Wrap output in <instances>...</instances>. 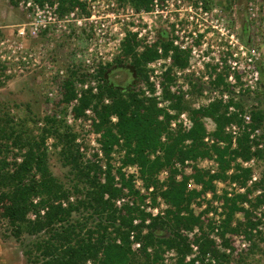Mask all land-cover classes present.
<instances>
[{"label":"trees","instance_id":"1","mask_svg":"<svg viewBox=\"0 0 264 264\" xmlns=\"http://www.w3.org/2000/svg\"><path fill=\"white\" fill-rule=\"evenodd\" d=\"M10 1L18 6L19 0ZM120 1L131 4L137 10L147 11L152 3V0ZM77 3L78 0H61V10L66 11ZM159 44L163 48V55L158 53ZM138 45L136 37L129 36L124 42L121 56L114 64H129L132 67L135 76L133 84L123 88L112 83L108 73L112 67L110 65L100 73L103 83L98 85V93L85 91L74 107L76 117H83L88 109L96 115L97 122L93 128L101 134L100 143L106 158L103 165L96 158L83 161L82 146L76 144L77 135L67 127L61 131L65 126L57 115L46 119L47 127L37 136L14 123L9 114L0 119V207L2 217L8 221L16 238L24 233L36 237L24 251L27 264H167L164 256L170 250L177 253L175 264H196L195 260L186 261L192 253L191 244L198 246L201 260L210 254L218 263L229 262V256L219 251L209 238V233L203 229L201 216L191 210L192 202L203 193L188 190L190 177L182 176L181 181L177 182L179 171L174 164L215 156L220 165L218 174L196 171L192 176L194 183L201 185L203 192H206L214 189L215 180H231L246 185L252 171L241 168L236 164L237 160L248 161L253 156L264 158V152L251 151L247 132L241 134L237 147L232 148V137L225 133V128L233 122L241 125L242 120L238 114L229 115L228 108L235 105L240 109V105L233 101L228 104L215 101L193 109L181 95L171 93L170 84L174 79L170 74L174 68L184 69L188 66L187 53L175 48L171 42L146 46L142 53H137ZM171 50L174 51L173 65L165 74L163 92L164 99L171 101L169 107L175 112L174 115L160 108L155 97H143L139 89L143 82L152 88L147 64L167 57ZM74 78L76 73L72 72L71 80L65 84L64 105L77 98ZM215 85H224L222 75L218 76ZM185 111L189 112L192 128L189 131L181 128L170 131L171 121ZM252 115L254 127H261L264 113L257 110ZM113 117L116 122L112 121ZM206 118L216 123V131L212 134L208 133ZM208 135L223 141L225 146L209 145L205 142ZM52 137L62 145L60 155L64 165L74 173L76 182L71 189L65 188L50 169L46 141ZM163 137L166 138L164 142ZM158 151L161 154L151 159V155ZM114 152H123V166L138 165L145 185L153 186L155 196H160L170 206L163 217H152L140 208L145 197L135 189L132 177L127 179L122 168H114L111 158ZM10 153L14 156L12 160H9ZM233 167L234 173L228 175ZM163 169L170 172L166 189L156 178ZM116 175L120 178L119 184ZM74 195L76 198L72 201ZM128 196L134 199L136 205L123 204L118 207L117 200ZM247 197L237 195L226 198L228 212L223 234L244 232L251 238L249 230L254 229L257 223L252 220L250 211L240 207ZM262 202L263 199H257L255 205ZM237 212H243L245 221L232 228ZM31 215H35V219ZM137 219L139 223L135 225L134 220ZM148 219L150 223L146 224ZM195 227L201 228L202 233L190 240L184 232L193 231ZM207 227L211 229L210 224ZM164 232L168 235L165 236ZM134 242L141 244L140 249H133ZM224 245L230 246V241L225 240Z\"/></svg>","mask_w":264,"mask_h":264},{"label":"built area","instance_id":"2","mask_svg":"<svg viewBox=\"0 0 264 264\" xmlns=\"http://www.w3.org/2000/svg\"><path fill=\"white\" fill-rule=\"evenodd\" d=\"M245 2L246 20L242 32L252 33L253 24L264 18V0H245ZM18 9L24 15L25 21L19 24L10 35L3 33L0 28V68L4 78H23L38 74L47 84L44 95L56 100L64 98L65 84L71 80V73L75 72L73 86L77 98L68 106L66 105V120L70 126L84 123L85 131L91 132L92 136H90L88 150L82 147V152L89 160L96 158L102 165L106 158L100 143L101 134L95 132L93 128L94 123L97 122L96 115L93 110L88 109L83 117H76L73 113L74 107L78 105V99L85 91L92 90L93 94L98 93V85L103 83L100 73L103 69L115 64L129 36H135L139 42L137 53H142L146 46L171 42L175 48L188 54V66L184 69L174 68L170 74L174 79L170 84L171 93L181 95L184 100H190L192 96L188 85L182 84L183 80L192 71L194 61L201 57L203 64L208 66L209 75L212 76L211 82L215 86L213 92L204 94L209 95L205 106L215 101H221L223 104L233 101L234 104H239V96H252L258 91L264 92L258 67L259 62L262 61V52L254 45L251 47L244 44L238 37L237 24L232 25V22L228 20L227 12L218 7L209 8L205 0H152L148 11L137 10L131 4L120 0H78L76 5L66 11L61 10V0L43 2L19 0ZM235 9L236 6L233 10ZM233 16L235 18V14ZM161 30H164L161 35L167 36L166 39L160 37ZM208 35L209 37L217 35L222 46H215L213 42L208 46V43L204 42ZM65 42L71 46V50L70 58L66 67L63 68L57 55L59 46H64ZM199 47H202V50L196 55ZM157 50L160 55H163L160 44ZM173 54L174 51L171 50L167 57H161L147 64L146 69L152 88L143 82L139 89L143 92V97H155L160 108L174 115L175 112L169 107L171 101L164 99L163 92V81L166 72L173 65ZM219 75H222L224 85L216 90L215 82ZM200 107L202 106L198 105L196 109ZM228 114H238L239 119L242 120L241 125L233 122L225 128V133L232 137V148L237 147V139L241 134L247 132L250 135L251 151L264 152V131L261 127H254L252 110L247 108L241 110L231 105L228 108ZM112 121L117 120L113 117ZM205 124L208 133L212 134L216 131V123L212 119L206 118ZM192 126L190 115L185 111L171 121L169 130L175 132L181 128L189 131ZM162 141H166V138L163 137ZM205 142L209 145L217 144L220 148L225 146L223 141H217L211 135L205 138ZM160 154V151L152 154L151 159ZM122 155L123 152L112 153V164L116 169L122 168L127 179L133 178L135 189L140 196L145 197L140 208L152 217H163L170 206L160 196L154 197L155 188L145 185L138 165L123 166ZM258 163L259 159L256 156L248 161L237 160L236 164L241 168L252 171V176L246 185L231 180H215L214 189L206 192H203L201 185L194 183L192 176L196 171L210 175L218 174L220 165L215 156L186 161L185 164L179 162L174 164V168L179 171L176 181H181L182 176L190 177L187 184L188 190L203 193L192 202L191 210L195 215L201 216L203 229L209 233V238L214 241L221 253L228 256H237L247 251L255 238L264 235V176L256 171ZM234 170L233 167L228 175H232ZM156 178L166 189L170 179L169 170H161ZM115 179L119 184V176L116 175ZM237 195L248 196L240 207L250 211L252 220L257 223L254 229L249 230L251 238L244 232L235 235L222 232L228 212L226 198L230 199ZM257 199H263V202L255 205ZM71 200L73 201V198ZM123 204L136 205L131 196L117 200L118 207ZM63 205L66 206V203ZM41 213L44 214V211ZM31 216L35 219V215ZM138 223V219L134 220L135 225ZM145 223L149 224L150 220L148 219ZM209 224L211 229L207 227ZM201 233L199 227H195L193 231L184 232L190 240L199 237ZM131 239H134V233ZM225 240L230 241V246L224 245ZM140 247L139 242H134V250ZM191 248L192 253L186 261L195 260L196 264H221L210 254L201 260L198 246L191 244ZM164 258L167 264H175L177 253L174 250L167 251Z\"/></svg>","mask_w":264,"mask_h":264},{"label":"rangeland","instance_id":"3","mask_svg":"<svg viewBox=\"0 0 264 264\" xmlns=\"http://www.w3.org/2000/svg\"><path fill=\"white\" fill-rule=\"evenodd\" d=\"M209 8H221L227 12L228 20L233 24H237L238 37L240 40L251 47L256 46L262 52V61L258 67L261 73V85L264 87V18L262 21L253 24L254 30L252 33L242 32L244 21L246 20L245 0H207ZM236 6V11L233 8ZM235 14V18L234 15ZM25 21L24 15L14 6L10 0H0V28L3 33L11 34L16 30L17 26ZM246 29V27H245ZM164 30L159 31L161 38L166 39L161 35ZM208 31H206L207 33ZM205 33V34H206ZM217 40V42L215 41ZM204 42L215 46H222L217 35L215 37L207 36ZM202 45V44H201ZM71 46L65 42L64 46L58 48V60L64 68L69 60ZM202 47H199L196 55L200 54ZM202 57L194 61L192 71L189 76L183 80V85H188L191 94L190 100H185L190 104L191 108L196 109L198 105L205 106L209 95L213 92L214 84L211 82L208 66H205L201 61ZM204 68V70H203ZM110 81L118 86L128 87L133 84L134 74L133 69L129 64L112 65L108 70ZM207 78V79H206ZM47 84L43 82L38 74L27 75L23 78H4L2 69L0 68V119L6 114L12 116L14 123L18 126H24L28 131L34 132V135H40L42 129L47 127L46 119L53 115L58 116V120L63 122L65 128L61 131L70 129V132L77 135L76 144L89 148L91 132L85 131L84 123L68 125L66 120V108L68 106L62 104L63 99H49L44 95V89ZM221 89V86L216 85V90ZM232 92V91H230ZM241 106L240 109H248L253 111L259 110L264 113V92L258 91L256 94L239 96ZM74 113V112H73ZM189 113V112H188ZM261 128L264 131V123ZM56 138L52 137L46 141L48 148L49 166L53 175L60 181L65 188L71 189L76 182L74 173L69 166L64 165L63 158L60 155L61 144L57 143ZM57 144V147H55ZM12 152V151H11ZM13 154L10 153L12 160ZM259 163L257 173L264 176V158H258ZM21 161V159H18ZM89 159L84 154L83 161ZM154 197H156L154 195ZM73 200L76 198L74 195ZM32 217V216H30ZM245 221L243 212H237L234 221L231 224L232 228L236 224ZM244 229V228H242ZM243 231V230H242ZM223 232V230H222ZM165 236L167 232L163 233ZM36 240V237L27 234H22L19 238L13 235V229L7 220L2 217V209L0 207V264H27L24 251L31 246ZM229 262L224 264H264V235L258 236L252 241L251 247L247 251L239 253L237 256H229Z\"/></svg>","mask_w":264,"mask_h":264}]
</instances>
